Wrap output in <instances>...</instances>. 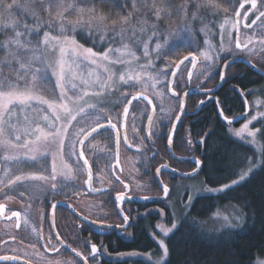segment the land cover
<instances>
[{
    "label": "snow or ice",
    "instance_id": "1",
    "mask_svg": "<svg viewBox=\"0 0 264 264\" xmlns=\"http://www.w3.org/2000/svg\"><path fill=\"white\" fill-rule=\"evenodd\" d=\"M250 4V9L255 10V20L251 24L245 23L244 28L250 29L256 21H261L258 28L261 30L259 37L255 34L249 35L246 42H242L239 34L235 37L234 48L248 50L249 46H253L251 51L257 50L264 52V0H260L258 7V0H245ZM97 4L108 6L110 11L105 14L102 10L98 9ZM83 5V6H82ZM205 7L213 9H220L219 4H213L212 0H184L178 3L177 0H0V35L5 37L4 42H0V49L4 50V55L0 58V151L9 153L16 150L15 154L5 155L3 163H12L13 166L19 170L22 166L31 164L38 167V174L26 173L19 171V174L12 172L8 180L3 183V186L10 191L14 185L19 184L21 187L32 182H45L50 183L45 185L43 183L34 186L32 191L38 192L37 200L41 196L51 199L56 195H60L63 187H69L70 190L75 188V181L80 176V170L87 169L85 185L92 192H98L100 189L93 187V163H90L88 156H86V144H91L92 141L98 136L110 135L114 141L115 146V164L111 165L113 171L123 170L118 168L119 164V146L121 139L124 140L128 147V137L125 134L121 137V127H127V118L129 116V107L124 106L122 113L117 114V122H113L111 116L107 115L101 107L105 103L101 99L104 93L111 88L113 82V73L110 71L108 65L126 64L129 61L125 56L131 57L134 60H139L135 52L128 51V45L123 41L126 39V33H131L132 37H136L134 25L137 23L136 17L141 14V10H146L151 13L156 22L163 24L165 20L171 21L173 17L177 18L176 23L167 24V32H159L155 25L152 26L150 34L144 33L145 39L140 40L137 37V44L141 48L143 57H150L152 55L158 61L165 63L166 67L172 68L173 71L165 72L164 84L165 88H171V94L178 102V108L175 109L179 114L168 115L166 117L168 123L166 127L168 131L161 134V130L155 125L154 116L156 114V105L145 95H125L123 97L125 105H131L135 100L138 106L145 108V118L147 120L148 132L146 139L150 143H155L152 137L155 135L157 139H165L169 146L173 143V137L177 134V125L183 128L181 116L185 114L184 99L188 96V92L176 91L177 87H183L185 80L191 81L192 71L191 68L196 67L198 54L196 50H190L183 58H180V52H172L169 47V39L178 37L181 32L189 31L191 22H199L203 24L204 17L198 16L197 13ZM240 9L244 8V3H240ZM39 8L47 13L49 20L45 24L39 23L36 9ZM117 8L119 9L117 11ZM129 8L131 11H129ZM195 9L196 11H193ZM223 13L228 12V8L222 9ZM67 13V15H66ZM235 16L240 17V12L236 11ZM248 13L244 14V20L247 21ZM29 19L33 21L30 25ZM182 21V23L180 22ZM58 23V34H53L51 29ZM239 19L236 20L234 25L236 32L239 33ZM49 30H43L44 28ZM22 29V30H18ZM208 35L207 25L197 29ZM144 32V29H141ZM80 35L82 39L89 41L92 46H85L77 39ZM195 41V33L192 32ZM219 51L209 55L204 52L203 56L206 61H210L209 74L211 75L212 69H218L216 76L219 78L221 84L225 82V70L229 68L226 54L232 53V47H225L224 39L225 33H219ZM119 44V47L114 45ZM259 45V49L256 45ZM99 49V50H97ZM119 53V55H116ZM87 61L89 65H95L96 69H102L103 74L96 70H90L88 76L91 80L85 79L81 72V66ZM98 61L100 63H98ZM185 61H188L185 64ZM151 64V60H149ZM18 65V67L16 66ZM183 65V69L181 68ZM87 67V65H84ZM4 69L8 70L5 73ZM14 74L16 79L10 81V75ZM127 76V78H126ZM168 77L172 79L169 81ZM205 78H208L207 76ZM119 81L129 88H135L136 84L133 82L136 77L131 74H122L119 76ZM80 80L81 84L88 85L93 88L91 92L85 88L79 87L75 81ZM23 88V91L18 90ZM69 91L72 95L69 96ZM206 94L216 91V89H206ZM238 91V89H233ZM47 93L55 99L46 98ZM162 96L163 93H160ZM243 96V93L241 92ZM87 97V99H85ZM67 101V102H65ZM92 101H95L93 103ZM31 102L38 105H46L47 108H40L39 111L44 113L51 110V114H44L42 120L44 126L38 124L25 128L23 132L13 122V117L17 115L16 109L24 108L25 106L31 107ZM143 102V105H140ZM201 101V104H204ZM218 104L219 101H216ZM69 104L72 107H69ZM151 109V114H148V109ZM63 110L61 115L60 110ZM35 112L36 108H32ZM218 113L223 116V110L217 108ZM164 110L161 109V113ZM227 120V117H223ZM248 122L243 125V129L236 133L237 136L249 128L253 121L260 120L262 128H257L254 131H249L248 136L252 138V143L256 141L257 135L264 138V111H257L250 118ZM25 123L28 117H24ZM229 124L232 121H228ZM118 124L121 127H118ZM190 135V133H187ZM201 138L196 141V145L200 148L204 147L205 137L211 136L210 132L197 133ZM51 143L55 146L54 151H45L41 148V143ZM142 142V141H141ZM189 145L192 141L187 140ZM259 155L264 157V144H260ZM23 151H20V150ZM158 155V153L156 154ZM57 159L60 161L58 169ZM195 163L199 166L204 164V161L196 160ZM260 165L264 166V159L260 161ZM161 169H165L170 173H175V169L169 168L167 164H161L156 168L157 180L159 182V173ZM264 170V167L261 168ZM202 169L197 167L193 173L185 174L179 173L182 176L196 175ZM46 173V174H45ZM75 173V174H74ZM253 173L252 163L250 162L246 170L237 171L235 175L237 178L231 179L229 183H222L217 188H208L206 191L213 195H222L229 190H235L237 186L246 182ZM61 177L57 182V177ZM115 179L118 183H123L119 176ZM68 182H71L69 184ZM124 188L127 190L128 185L125 184ZM161 188L164 197L169 196V188L166 184L161 183ZM2 190V189H0ZM74 194L79 195V191ZM8 200L13 199V196L4 194ZM21 198L24 192H20ZM31 198V197H30ZM115 199L123 202L130 199L125 192H118ZM147 200L148 197H145ZM195 196L189 194L186 201L182 203V212L185 220L195 223L191 213L195 207ZM61 201L53 202L50 208L54 215L55 209ZM121 211H123L121 209ZM5 214V205L0 203V215ZM163 215V210H161ZM252 215H259L264 219V205ZM252 215H240L234 218L235 223L229 220L227 216L223 220L227 223L229 228L243 227L246 220L252 219ZM217 218L220 213L216 214ZM16 218L15 227L20 228L21 212L11 211L9 219ZM86 220L87 217H84ZM129 217L123 215V220L128 221ZM175 213L171 214L173 221L170 228H165L162 224L156 225L163 233L164 237H168L169 233L178 231V224L175 222ZM95 222V221H93ZM55 220L52 219L49 223L51 229L50 234L46 238L38 236L37 243L46 250H54L59 252V248L52 244L55 237L57 244L68 247L76 257H81V253L71 244H65V241L60 238V233L55 231ZM155 238V237H154ZM162 248L163 254L166 257L168 248L163 239L158 241ZM33 248L36 244L31 245ZM101 250L96 244L90 245V252L88 256H83L80 264H88L91 259L93 264H99ZM126 255H133V253H120L117 258V264H124L121 257ZM21 259L17 255H0V261H18ZM257 264H264V260H259Z\"/></svg>",
    "mask_w": 264,
    "mask_h": 264
},
{
    "label": "flooded vegetation",
    "instance_id": "2",
    "mask_svg": "<svg viewBox=\"0 0 264 264\" xmlns=\"http://www.w3.org/2000/svg\"><path fill=\"white\" fill-rule=\"evenodd\" d=\"M237 2L235 8L232 7L231 11L229 10V12L220 16V20H217L219 19L218 17L214 18V21H212L214 28L211 33L209 32L210 29L208 30V35L201 32L198 36L195 35V41L193 35H191L194 42L193 45H196V47L194 48V46L191 45L192 48L188 49L184 55L190 50H196L198 60L195 68H191L190 66V70L192 71L191 81L185 80L183 87L176 88V91L180 92L181 96L183 92L192 89L205 91L206 89H213L218 86L219 78L216 76V71H218V69H212L211 75H208L211 62L204 59L203 53L207 50L204 46V42L210 41V43H212L211 45L216 46L220 39L219 33L223 32L224 28L229 29L228 42L225 44V47L233 48L232 53L226 54L228 60H247L264 72V52L259 50L252 52L251 49L253 46H249L248 50L234 48L235 37L237 34H239L242 42H246L249 35L255 34L259 37L261 31L258 28V25L261 23L259 20L256 21L255 25H252V28H244V24H251L258 13H256L255 10H251L250 4L248 3H245L244 8L240 9V3L245 2V0H239ZM259 3L260 0H258V7ZM236 11L240 12L239 18L235 16ZM246 12L248 13L247 21L244 20V14ZM199 16L204 17L203 24L208 21L209 14L207 12L201 13ZM237 19H239L240 22L239 33L236 32L234 27ZM259 47L260 46L257 44L256 48L259 49ZM180 58L182 59L183 56H180ZM227 61H221V63ZM187 63L188 61H185V64ZM181 68L183 69V65H181ZM171 71H173V69ZM252 74L262 78L260 84L252 87V89L262 86L264 84L263 76L258 75L257 72L245 65V63L243 64V62H232L229 64V68L225 71V82L216 92H214V94L206 95L195 93L187 96L184 109L185 114L182 119L183 128L179 125L172 145V151L173 154H175V157L168 151L167 141L165 139H157L154 135L152 137V140L155 141L154 144L146 139L148 127L145 118V108L143 106H138L137 101H133L134 103L130 108L126 127L128 142L131 147H128L122 139L120 146L125 145L126 147L124 150H120L119 146L118 168L122 169V172L113 171L111 169V165L115 164L116 161L114 159V141L110 135L98 136L94 140L96 142L95 145L91 147L87 146L90 147V163L94 162L92 169L93 187L100 189L98 192H92V190L88 189L85 185L84 180L86 179L87 174L83 175V169L80 170V176L75 181V188L70 190L69 187H63L61 194L56 195L51 199L41 196L40 199L37 200L36 197L39 193L32 191L34 186H38L41 183L47 185L50 183L49 181H36L29 183L24 187L17 184L12 187L11 191L4 187L3 183H0V189H2L0 190V203L5 205V214L0 215V255H17L21 257L18 261H0V264H80V260L83 256L89 255L91 244H96L101 250L102 254L99 258V264H117V258L120 253H133V256L129 255L121 257V259L126 261L130 259H143L148 261L145 259V254L151 255L150 253H141L138 251L114 253L112 251L116 248L114 240L120 239L125 242H130L134 236L136 221L138 219L143 220L146 218V215L149 214L146 211L149 209L163 208L165 210V206L170 202L177 190L175 185L176 182L179 179L193 178L181 177L178 174L170 173L167 170L165 172L162 171L159 175L162 183L166 184L169 188L168 198L163 201L140 202V200L145 197L158 198L163 195L162 188L154 175L156 174V168L160 167L161 164H167L169 168L185 174L192 172L197 167L196 163L181 161L176 158H195L202 161V153L200 152L201 148L196 145V141L201 137H196V139H194L191 134L187 135L189 132L184 133V130L187 129L188 122L196 119V115H198L200 110L204 108L205 104L211 100H217V92L226 85V82H228V76L236 77V79L243 81L245 84H249L254 79V76H251ZM206 76L208 78H205ZM170 79L171 77H169V81ZM227 87L232 89L234 88V85L227 84ZM168 89L169 88L166 90ZM235 89H238L240 93L242 92L238 86H235ZM168 93L175 100L173 104L169 106L170 109L157 105L155 101H153L154 99L150 97L153 105L157 106L154 122L155 125L160 128L161 134L168 131V128L166 127L168 123L166 117L170 114H178V112L175 111L179 106L178 102L169 90ZM132 95H135V93H129V98ZM189 100H193L196 103V108L191 111L187 110ZM201 101H204L205 103L201 104ZM140 105H143V102H140ZM124 106L125 104H122L121 107L117 102V105L111 109L110 113L105 108H102L104 111L106 110V114L111 116L115 123L117 122V114L122 112ZM161 109L164 110L163 113H161ZM148 114H151L150 108L148 109ZM131 115H133L134 119V128L130 133L128 131V125L129 117ZM37 124L39 126H44V123L41 122H30L28 126L31 128ZM118 127H120L119 124ZM205 132H208V130ZM178 137L179 140L177 139ZM189 139L192 141L191 145L187 143V140ZM204 139L206 140V137ZM103 146H106V148ZM41 148L45 151L55 150V146L51 143L44 144L42 142ZM15 151L16 150H12L9 153L0 151V182H6L12 172L19 174V171H23L26 173L38 174V167L32 166L31 164L24 165L19 170H17L12 163L4 164L3 157L5 155L15 154ZM20 151L23 150L21 149ZM111 151H113V153ZM157 153L158 155H156ZM57 166L59 169V159H57ZM9 169H12V172H9ZM201 169L203 170V164L201 165ZM101 171L103 175L99 182V178L97 177ZM201 172L202 171L196 175L202 176ZM116 176H119L123 183H118L115 179ZM60 179L61 177L58 176L57 182H59ZM146 180L149 182V194L146 193ZM68 183L71 184V182ZM125 184L128 185L127 190L124 188ZM76 191H79V195L74 194ZM125 191L130 199H126L123 202L117 201L115 199L116 194ZM20 192H24L23 198L19 195ZM183 192L185 193V190H183ZM5 193L13 196V199H6L4 195ZM57 201H61L62 203L57 204L53 215L50 204ZM66 205H69L71 208H68ZM121 209L123 211H121ZM11 211L21 212L20 228L15 227L16 218H8ZM123 215L129 217L128 221L123 220ZM84 217H87V219L85 220ZM52 219L55 220V231L60 233V238L65 241L66 245L71 244L72 247L76 248L77 251L82 254L81 257H76L68 247L57 244L55 237L52 240V244L59 248V252L46 250L37 243L38 236L44 238L46 241V238L51 231L49 223ZM121 227H124V229H119ZM151 232L152 231H150L149 234L150 236ZM32 244H36V247L33 248L31 246ZM88 264H93L91 259L88 261Z\"/></svg>",
    "mask_w": 264,
    "mask_h": 264
},
{
    "label": "trees",
    "instance_id": "3",
    "mask_svg": "<svg viewBox=\"0 0 264 264\" xmlns=\"http://www.w3.org/2000/svg\"><path fill=\"white\" fill-rule=\"evenodd\" d=\"M177 2L180 3L181 0ZM97 7L105 14L110 11L105 5L97 4ZM212 23H210L211 26ZM43 30L49 29L45 27ZM51 31L54 35L58 34L57 30L51 29ZM77 39L87 45L91 44L86 39H82L80 35ZM251 76H254V79L249 84H245L236 77L228 76L226 85L217 92L216 101L219 103L211 100L205 104L196 115V119L190 120L187 129L184 130V133L189 132L194 139L200 137L197 133L206 130L211 133L210 138L206 137L203 150L202 148L200 150L202 161H204L201 173L208 186L219 187L222 183H229L231 179L237 178L235 175L237 171L245 170L251 160L255 159L254 149L229 134L227 128L230 124L223 121L217 111L218 107L222 109L227 118L236 117L245 111L243 97L249 101L252 96V87L260 84L262 79L253 74ZM227 84L234 85V88L230 89ZM235 86L242 90L243 96L239 91H233ZM187 105V110L191 111L196 108L193 100H189ZM239 124L240 122L232 125ZM257 126L262 128L261 122ZM258 138L264 144V138L260 136ZM177 139L179 140V137ZM262 167L264 166L260 165L255 169L250 178L237 186L235 190H229L222 195L197 196L191 213L195 223L183 217L178 225L179 230L165 237L168 254L166 261L160 264H254L257 257L264 256V219L259 215H252L261 205H264V170H261ZM228 205H237L245 216L252 215V219L246 220L241 229L208 230L206 222L211 214ZM165 212L169 215L167 209ZM157 216L149 213L143 220L138 219L134 227L133 239L130 242L115 239L116 248L112 251L114 253L138 251L150 253L154 257L159 256L161 254L159 244L149 235L158 221ZM124 264L155 263L143 259H130L124 260Z\"/></svg>",
    "mask_w": 264,
    "mask_h": 264
},
{
    "label": "rangeland",
    "instance_id": "4",
    "mask_svg": "<svg viewBox=\"0 0 264 264\" xmlns=\"http://www.w3.org/2000/svg\"><path fill=\"white\" fill-rule=\"evenodd\" d=\"M237 1L239 0H212L213 4H219L220 5V9H213L211 7H205L202 8L197 15L199 16V14L201 13H205L207 12L209 14L208 17V21L205 22L204 24H201L199 22H191L189 24V27L192 29V31L195 33L196 36H198V34H200L201 32H198L197 29L205 27V25H207L208 30L210 29V33L212 32V29L214 28V26H211V22L214 21L215 17H218L220 20V16L223 13L222 9L224 7L228 8V12L229 10L231 11V8H235L237 5ZM33 2L35 3V0H33ZM184 2V0H181L180 3ZM116 3H119V0H116ZM83 6V5H82ZM129 11H131V9L129 8ZM193 11H196L195 9H193ZM36 13L37 16L40 18L39 19V23L40 24H45L48 22L49 17L47 15V13L43 12L41 9L37 8L36 9ZM67 15V13H66ZM137 19V23L134 25V31L136 32V37H132L131 33H126V39L123 41L124 44L128 45V51H132L135 52L138 56H140L139 60H134L131 57L125 56V59L128 60L129 62L126 64H116V65H108L110 71L113 73V82H110L112 84L111 88L108 89L103 97L101 99L105 100V103L102 104L101 106L103 108H105L106 110H108V112L110 113L111 109L114 108L117 105V102L119 105L122 104L124 105V100L123 97L125 95L129 96V93H144L146 95H148L149 97H152L155 101V103L157 105L163 106V108H169V106H171L173 104V102L175 101L174 98L168 93V90H166L167 88L164 87V84L162 83V81H164V75L163 73L165 72H171L172 68H168L166 67L165 63L158 61L154 55L150 56V57H143L142 52H141V48L138 46L137 44V37L140 40L145 39V35L144 33H149L151 31V28L153 25L156 26V28L159 30V32H167V24L168 23H176L177 22V18L173 17L171 21H168L167 19L165 20V23L160 24L158 22L155 21L153 15L151 13H148L146 10H141V14L138 15L136 17ZM182 23V21H180ZM28 23L31 25V23H33V21L31 19H29ZM58 23H56V25H54L53 29L57 30L58 32ZM218 23V21H217ZM144 29V32H141V29ZM18 30H22V29H18ZM223 32L225 33V39H224V43L226 44L228 42V37H229V29L228 28H224ZM192 32L189 31H184L181 32L179 34L178 37L175 38H171L169 39L167 37V35L165 36V39H167L169 41V47L170 50L172 52H176L177 50H179L180 52V56H183L186 51L188 49H191L193 45V39H192ZM5 41V37H3L2 35H0V42H4ZM87 41V40H86ZM216 41V40H215ZM81 44H84L86 47L87 46H92V44H85L84 42L79 41ZM89 42V41H88ZM204 46L207 48V50L205 52H208L209 55H212L214 52L219 51V43L215 46V45H211L212 43H210V41H205L204 42ZM115 47H119L120 45H114ZM194 48L196 47V45H193ZM98 50V49H97ZM4 55V50L0 49V58H2ZM116 55H119V53H117ZM149 60H151V64H149ZM98 63H100L98 61ZM84 65H87V67H85ZM18 67V65H16ZM90 70H96L101 72V74H103V70L102 69H96L95 65H89L87 63V61L84 62V64L81 66V72L82 75L85 79L91 80V77L88 76V72ZM5 73H8L7 69H4ZM122 74H131L132 76L136 77V79L133 81L136 84L135 88H129L126 85H123L122 82L119 81V76ZM10 81H13L16 79L14 74L10 75ZM127 78V76H126ZM169 80V77H168ZM75 83L82 88H85L87 91L89 89L93 90V88L91 86L88 85H83L81 84L80 80L75 81ZM69 93L72 95V91H69ZM160 93H163V95L161 96ZM45 94L49 99H55V97L49 96L47 93H43ZM251 97L248 101V107H249V111L248 114L246 115V117H244L245 119L243 121H241V123L238 126H233L230 125L228 126V130H229V134L233 137L236 138L242 142H244L247 145H250L252 147V149H254L255 151V159L251 160L252 163V167H253V171L257 168L260 167V161L262 160L261 156L259 155L260 152V147L259 145L262 144L260 139L258 138L259 136L257 135V137L255 138L256 141L258 143H252V138L248 136V132L249 131H254L255 129H257L259 126L258 123H260V120H256L253 121L252 124L249 125V128L244 130L241 135L237 136L236 133L239 132L241 129H243V125L245 123L248 122L247 118H250L253 114H255L257 111H264V84L262 86L259 87H255L251 90ZM166 105V106H165ZM32 108H36L37 111H33ZM43 108V107H39L37 105L30 107L25 106L24 108H18L16 109L17 115L13 117V122L16 123L17 127L19 128V124L24 123V117H19V113H23L26 114L28 113L29 116V120L27 121V123L30 122H41L44 123V121L42 120V116L44 114H51L50 111L47 112H40L39 109ZM105 110V111H106ZM31 116V117H30ZM19 117L20 122H16L18 120H16ZM133 115H131L129 117V125H128V131L131 133L133 131ZM21 125L23 126L22 128H25L26 125ZM20 129V128H19ZM21 130V129H20ZM23 130V129H22ZM21 130V132H22ZM96 142L93 141L92 145H86L85 149H86V156H88V158L90 157V147L95 145ZM90 146V147H87ZM106 148V146H103ZM102 147V148H103ZM125 145L124 146H120V150H124L125 149ZM112 149V148H111ZM113 153V151H111ZM246 170V169H245ZM86 174L85 169H83V175ZM103 173L102 171L99 173V176L97 178H99V182L101 180ZM148 176V175H147ZM146 186H147V191L146 193H150L149 191V182L148 180H146ZM176 188L177 190L175 191L172 199L170 200V202L167 203V205L165 206L166 209L168 210V214L167 215L165 213V210L163 208H158V209H149L146 212L147 213H153L158 215V221L155 223L154 228L151 232V236L153 237L152 239H154L157 243L159 240L163 239L165 241V237L163 235V233L160 231V229H158L156 227V225L158 224H162L165 228H170L171 224H172V220H171V214L175 213V222L179 225L181 219L183 218V212H182V203L184 201H186L187 196L189 194H192L195 196V198L197 196L200 195H209L212 193L207 192L206 190L208 188H217V187H211L208 186V184H206L204 182V179L202 176H197L193 177V178H186V179H179L176 182ZM183 190H185V193L183 192ZM195 200V199H194ZM161 210H163V215H161ZM220 213V217L217 218L216 214ZM240 215H244V213H242V210L237 206V205H228L225 208H220L218 209L216 212H214L213 214H211L210 218L207 220L206 224H207V229L210 231H220L226 228H229L227 223L223 220L224 216H227L229 218L230 221H232V223H235L234 218L236 216H240ZM231 229H241V227H232ZM170 234V233H169ZM155 237V238H154ZM159 244V243H158ZM159 249H160V255L157 257H154L152 255L149 254H145V259L148 260L149 262H153L155 264H160V263H164L167 259V256L165 257L162 251L161 246L159 245ZM129 256V255H126ZM133 256V255H132ZM259 260H264V256L262 257H257L254 261V264H257V262Z\"/></svg>",
    "mask_w": 264,
    "mask_h": 264
},
{
    "label": "water",
    "instance_id": "5",
    "mask_svg": "<svg viewBox=\"0 0 264 264\" xmlns=\"http://www.w3.org/2000/svg\"><path fill=\"white\" fill-rule=\"evenodd\" d=\"M242 3H246V2H242ZM238 61H240V62H243V64L245 63V65H247V66H249L251 69H253L255 72H257L258 73V75H261V76H263L264 77V72L263 71H261V70H259L257 67H255L254 65H252V63H250L249 61H247V60H243V59H232V60H228L227 62L230 64V63H232V62H238ZM226 71V70H225ZM172 79V78H171ZM170 79V80H171ZM223 84H221V82H220V80H219V84H218V86L216 87V88H213V89H216V91L222 86ZM169 90V92L171 93V88H169L168 89ZM216 91H214V92H216ZM186 92H188V95H190V94H195V93H200V94H206V91H197V90H189V91H186ZM214 92H211L210 94H214ZM139 94H143V95H145V96H147L150 100H151V98L148 96V95H146V94H144V93H137V94H135V95H139ZM210 94H206V95H210ZM183 95V94H182ZM187 98V97H186ZM186 98L184 99V109H185V105H186ZM243 100H244V102H245V112L243 113V114H240V115H238V116H236V118L235 117H232V118H227V120H225L223 117H225L224 116V114H223V116H221V119L223 120V121H225L227 124H229L228 123V121H232V123H231V125L232 124H235V123H238V122H240V121H242L244 118L243 117H245V115L248 113V111H249V105H248V102H247V100L245 99V97H243ZM133 101H135V100H133ZM132 101V104L134 103ZM132 104L131 105H125V106H127V107H129V111H130V108H131V106H132ZM153 104V103H152ZM122 113V112H121ZM179 114V113H178ZM183 116L184 115H182L181 116V120L183 119ZM121 127V126H120ZM178 127H179V124L177 125V130H178ZM126 134V127H121V137H123L124 135ZM127 135V134H126ZM174 139H175V136L173 137V142H174ZM123 140V139H122ZM124 141V140H123ZM125 143V142H124ZM167 143V142H166ZM128 144H129V142H128ZM172 145H173V143H172ZM172 145L171 146H169L168 144H167V149H168V151L175 157V154H173V151H172ZM116 151V150H115ZM177 159H179V160H181V161H187V162H193V163H195V161L196 160H198V159H195V158H181V157H176ZM197 167H200L201 168V165H197ZM196 167V168H197ZM86 169V168H85ZM162 171H166L165 169H161V172ZM194 171V170H193ZM193 171L192 172H190V173H186V174H191V173H193ZM160 172V173H161ZM159 173V174H160ZM179 173H182V172H178V171H176L175 170V174H178L179 175ZM86 174H87V169H86ZM199 174V173H198ZM197 174V175H198ZM155 176H156V180H157V173L156 174H154ZM179 176H181V177H194V176H196V175H194V176H192V175H189V176H182V175H179ZM157 182H158V180H157ZM159 185L161 186V183H162V181H161V179H160V175H159ZM168 197H164V194L161 196V197H158V198H148L147 200L145 199V198H142L141 200H140V202H155V201H163V200H165V199H167ZM68 208H71V207H69V205H66ZM119 229H124V227H121V228H119Z\"/></svg>",
    "mask_w": 264,
    "mask_h": 264
},
{
    "label": "crops",
    "instance_id": "6",
    "mask_svg": "<svg viewBox=\"0 0 264 264\" xmlns=\"http://www.w3.org/2000/svg\"><path fill=\"white\" fill-rule=\"evenodd\" d=\"M18 90L23 91V88L21 87V88H19ZM88 91L91 92L92 90L89 89ZM69 96H71L70 93H69ZM46 98H48V97L46 96ZM85 99H87V97H85ZM65 102H67V101H65ZM92 102L95 103V101H92ZM35 105H37V106H39V107H43L44 109L47 108L46 105H38V104H36L35 102H31V107H32V106H35ZM27 107H28V106H27ZM31 107H30V108H31ZM69 107H72V105L69 104ZM101 107H102V106H101ZM47 111H50V112H51L50 109L47 110ZM60 112H61V115H62V114H63V110L61 109ZM18 116H19V117H20V116H21V117H25V116H27V117H28V120L30 119L29 116H28V113L26 114V112H25V114H23V113L21 112V113H19ZM19 117L16 119V120H18V121H16V122H20ZM30 117H31V116H30ZM23 124H24V123H21V124L18 125L19 128H20L21 130H22V129L24 130L25 128H29V126H28L29 123H25V124H24V125H26L25 128H22L23 126H21V125H23ZM23 130H22V132H23Z\"/></svg>",
    "mask_w": 264,
    "mask_h": 264
}]
</instances>
